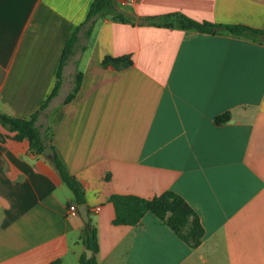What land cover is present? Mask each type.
<instances>
[{"label":"crops","instance_id":"obj_1","mask_svg":"<svg viewBox=\"0 0 264 264\" xmlns=\"http://www.w3.org/2000/svg\"><path fill=\"white\" fill-rule=\"evenodd\" d=\"M92 0H0V113L29 119ZM62 70L39 125L84 193L98 264H264V40L160 28L168 14L264 31V0H117ZM128 57L103 65L106 58ZM81 74L75 96V74ZM225 113L229 120L216 125ZM0 126V264H80L85 223L51 160ZM180 196L192 249L151 213L114 226L112 195ZM73 205L76 213L68 208ZM98 208V210H96Z\"/></svg>","mask_w":264,"mask_h":264},{"label":"trees","instance_id":"obj_2","mask_svg":"<svg viewBox=\"0 0 264 264\" xmlns=\"http://www.w3.org/2000/svg\"><path fill=\"white\" fill-rule=\"evenodd\" d=\"M109 18L115 22L125 23L127 18L119 9L117 0H92L84 21L76 28L74 33L65 40L59 63L55 73L56 82L51 93L43 101L38 111L29 119H20L0 113V126L9 133H15L17 140L27 139L30 150L33 154L42 156L47 147H51V133L48 126L39 125V119L43 117L48 119L46 112L50 102L57 96L62 83V70L66 62L75 54L79 48L81 51L84 46H79V35L88 41L93 29L94 23L99 19ZM148 24L160 28L178 27L183 31H193L202 34L216 35L224 32L230 36L249 39L252 41H263L264 31L252 29L242 25H221L210 24L207 22H197L181 14H168L160 17H151L147 19ZM124 61L128 62V57L112 59L106 57L103 65H118ZM81 74H75L73 80V89L66 97L64 103H68L77 93L80 86ZM229 120V114L225 113L215 118L216 125H220ZM61 181L66 185L73 195L76 206L84 205V193L78 182L73 176H70L62 162L55 155L51 160ZM114 209V226H136L143 216L147 213L153 214L159 220L163 221L175 235L195 249L200 245L203 237V229L194 211L178 195L171 191H166L152 199H143L130 195H112L109 199ZM191 218V221H189ZM82 243L84 247L91 251L92 256L86 259L83 254L80 258V264H98L95 255L98 250L96 228L89 221L85 224L82 232Z\"/></svg>","mask_w":264,"mask_h":264},{"label":"water","instance_id":"obj_3","mask_svg":"<svg viewBox=\"0 0 264 264\" xmlns=\"http://www.w3.org/2000/svg\"><path fill=\"white\" fill-rule=\"evenodd\" d=\"M42 156L45 157L48 160H53L55 158V153H54V151H53V149L51 147H47L45 149V151L43 152ZM78 212H79V215H80L81 219L83 220V222L85 224H88L89 223V219H88V214H87V211H86V207L84 205L79 206L78 207ZM91 256H92L91 251L85 250L86 259H90Z\"/></svg>","mask_w":264,"mask_h":264},{"label":"built area","instance_id":"obj_4","mask_svg":"<svg viewBox=\"0 0 264 264\" xmlns=\"http://www.w3.org/2000/svg\"><path fill=\"white\" fill-rule=\"evenodd\" d=\"M98 210V208L96 209ZM68 213H70L71 215H74L76 213V207L71 205L69 208H68Z\"/></svg>","mask_w":264,"mask_h":264},{"label":"rangeland","instance_id":"obj_5","mask_svg":"<svg viewBox=\"0 0 264 264\" xmlns=\"http://www.w3.org/2000/svg\"><path fill=\"white\" fill-rule=\"evenodd\" d=\"M72 89H73V88H72ZM70 93H71V91H70ZM70 93H69V94H70ZM69 94H68V95H69ZM68 95H67V97H68ZM189 221H191V218H189Z\"/></svg>","mask_w":264,"mask_h":264}]
</instances>
